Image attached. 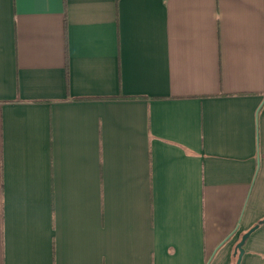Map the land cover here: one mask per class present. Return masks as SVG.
<instances>
[{"label":"crops","instance_id":"crops-1","mask_svg":"<svg viewBox=\"0 0 264 264\" xmlns=\"http://www.w3.org/2000/svg\"><path fill=\"white\" fill-rule=\"evenodd\" d=\"M263 218L264 0H0V264H235Z\"/></svg>","mask_w":264,"mask_h":264},{"label":"water","instance_id":"water-1","mask_svg":"<svg viewBox=\"0 0 264 264\" xmlns=\"http://www.w3.org/2000/svg\"><path fill=\"white\" fill-rule=\"evenodd\" d=\"M264 223V218L261 219L257 224L252 226L249 230H247L240 238L239 242L236 244L235 249H234V256H236V261L235 264H240L242 255L244 253L243 245L245 240L248 238L250 233L254 231L260 224Z\"/></svg>","mask_w":264,"mask_h":264}]
</instances>
